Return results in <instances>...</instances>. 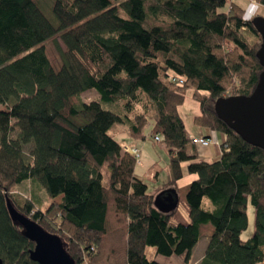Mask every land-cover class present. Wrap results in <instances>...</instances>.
<instances>
[{
  "label": "trees",
  "instance_id": "obj_1",
  "mask_svg": "<svg viewBox=\"0 0 264 264\" xmlns=\"http://www.w3.org/2000/svg\"><path fill=\"white\" fill-rule=\"evenodd\" d=\"M244 14L230 0H74L69 7L54 0L53 25L39 0H0L1 264H35L28 257L35 246L11 220L7 200L59 236L75 264H160L146 258V247L164 258L183 255L187 264L207 224L213 232L198 264L263 261L264 151L245 143L214 108L218 99L250 96L263 70L254 18L245 21ZM49 39L62 60L58 70L43 46ZM89 90L119 115L82 102ZM188 91L200 108L193 124L225 136L213 163L188 155L193 145L179 114ZM142 97L155 111L152 124L137 113ZM116 123L128 125L134 140H144L145 130L159 137L169 185L181 179L183 163L197 175L185 192L186 225L171 226L174 211L153 206L155 196L133 174L134 157L122 155L107 134ZM31 142L27 160L23 146ZM155 171L148 175L156 178ZM24 181L46 193L44 210L14 191ZM248 202L255 228L244 241Z\"/></svg>",
  "mask_w": 264,
  "mask_h": 264
},
{
  "label": "water",
  "instance_id": "obj_2",
  "mask_svg": "<svg viewBox=\"0 0 264 264\" xmlns=\"http://www.w3.org/2000/svg\"><path fill=\"white\" fill-rule=\"evenodd\" d=\"M253 23L261 40L256 58L263 68L257 86L250 96L216 100L214 108L217 117L245 143L264 151V18H254ZM6 203L11 220L22 228L23 235L35 246L28 256L33 263L75 264L66 253L65 244L59 236L44 231L39 224L19 214L8 200ZM153 206L162 213L172 212L176 208L174 190H170L162 198L156 195Z\"/></svg>",
  "mask_w": 264,
  "mask_h": 264
},
{
  "label": "rangeland",
  "instance_id": "obj_3",
  "mask_svg": "<svg viewBox=\"0 0 264 264\" xmlns=\"http://www.w3.org/2000/svg\"><path fill=\"white\" fill-rule=\"evenodd\" d=\"M53 1L54 0H39V7L41 8V12L45 16V18H48L49 20H51L52 23H54L53 25H56L54 17H52L51 15V4ZM73 1L74 0H61L63 5L67 7H69V5ZM252 2L253 0H240V6H242V8L245 10V13ZM263 17H264V7L260 6L258 12L252 18H263ZM57 44L59 45L60 50H62L63 52H66V49H64V46L62 45L60 40H57ZM43 46H44V49L46 50V56H47L48 61L51 62L54 70H58L60 68L62 60H60L58 51L55 49L54 40L49 39L43 44ZM184 98H185V101L179 110V114L183 120L186 130L189 132H193L195 129L197 130L201 129L193 124L191 120L192 113L190 112V109H188L189 108L188 106L189 105L191 106V103H193L192 102L193 99L191 98V91H188L185 94ZM80 99L82 102H85V103H90L94 101L98 102L103 111L106 110L115 115L116 114L119 115L120 113L116 109L115 104L101 102L99 100V96L97 92L94 90L85 91L80 96ZM120 102L124 105L123 101H120ZM121 103H118L116 106H121L120 105ZM139 104L140 105L137 106V113L138 112L146 113L147 115L150 116V121H151L153 117H155V111L153 110V108L149 105V103L145 99H143V97L141 98V102ZM0 108L2 109V106H0ZM152 122L153 121H151V124ZM119 126H120L119 123L114 124L108 129L107 134H109L112 138H114L115 136L114 131ZM144 133L146 134V139H148L144 141L141 140V142H144V145L142 146V156H143L142 163L144 166L136 169V175L139 176V178H141L146 184V187H148V194L150 195L153 194L154 196H156L157 192L159 191L157 189L166 187V185L168 184V181H170V178H171L170 177L171 175H169L167 172L169 171L168 154L166 153V150L164 149V147L160 145V143L155 142L151 136H148V133H149L148 130H145ZM31 147H32V142L23 146L25 159L27 160H29L28 155L32 149ZM151 164H154V166L151 167ZM146 167H151V168L146 171L145 170ZM153 168L156 170L155 172H157V175H158L156 178H154V176L152 175L153 173L151 172H150L151 175L150 176L148 175L149 171H151V169ZM101 174L103 178L102 185L107 186V183H108L107 167L103 166ZM32 189H33L32 184H30L29 181H24L22 182V184L16 185L14 187V191L19 193L20 195H24L25 197L31 198V199L33 196L36 199V201L39 203L38 204L39 209L44 210V208L49 204V201L46 197V193L39 191L38 189L32 192ZM59 200H60V196L56 197L54 201L59 202ZM247 206H248L249 213L250 212L254 213V209L252 205L249 204ZM212 232H213V227H211L210 224L201 226L200 238H203V240L199 243H202V242L205 243V240H206L205 237L210 236ZM250 238H248L247 240H249ZM144 252L148 260L154 261L156 257V251L153 247H146Z\"/></svg>",
  "mask_w": 264,
  "mask_h": 264
},
{
  "label": "crops",
  "instance_id": "obj_4",
  "mask_svg": "<svg viewBox=\"0 0 264 264\" xmlns=\"http://www.w3.org/2000/svg\"><path fill=\"white\" fill-rule=\"evenodd\" d=\"M237 5L240 6V0H230ZM242 7V6H240ZM192 95V91H191ZM185 101V100H184ZM191 103V106L189 105L188 109H190V112L192 113L193 116L200 115V108L197 102L193 101ZM184 103V102H183ZM182 106V105H181ZM181 108V107H180ZM179 108V110H180ZM155 117H153L154 119ZM192 120V119H191ZM120 126L114 131V138H112L117 144L120 145L121 147V154L122 155H128L127 150L128 149H137L139 151V159L135 162V168L133 171V174L136 175V169L143 167L142 163V146L144 145V142H141V140H134L129 136L128 133V125L121 124L119 123ZM184 131H186V135L188 140L192 139L193 137H206L207 139L211 140V144L208 147L201 148L199 146L193 145L191 149H189L188 155L191 154H196L197 160L203 161V162H209L213 163L216 160H218L221 156V151H220V146L225 142V136L222 135L219 132L216 131H210L206 128H201L199 130L195 129L193 132H189L186 130L184 126ZM148 140V139H144ZM143 140V141H144ZM154 164H151V167H153ZM151 167H146L145 170H149ZM187 163H183L181 165V174L182 177L181 179L177 180L176 182L173 183V185H169V183L166 185V187L158 188L159 190L157 192V195H160V197H163L166 195L167 192L170 190H174L175 196H176V208L173 210L172 216L169 218V224L171 226H175L177 224H183L186 225V223L189 222V217H188V208L185 203V192L186 189L188 188L189 184L193 182L196 178L197 175H191L187 173ZM169 174V171H167ZM158 176V175H157ZM139 177V176H137ZM169 182V181H168ZM165 188V189H163ZM60 202V201H59ZM207 203V202H206ZM208 204H206L207 206ZM249 205V204H248ZM208 207V206H207ZM246 215H247V229L243 231L240 234L241 239L244 241H247L248 238H250L251 234L254 232V218L255 214L253 212L249 213L248 206L246 208ZM209 237V236H208ZM208 237H205V243H199L203 240V238H200L197 242V244L193 247V250L190 254L189 262L187 264H198L200 262V259L202 258L204 252H205V247L208 243ZM264 257V256H263ZM154 261L159 262L160 264H186L184 261V256H170V257H162L159 255H156ZM258 264H264V258L263 261L258 263Z\"/></svg>",
  "mask_w": 264,
  "mask_h": 264
},
{
  "label": "built area",
  "instance_id": "obj_5",
  "mask_svg": "<svg viewBox=\"0 0 264 264\" xmlns=\"http://www.w3.org/2000/svg\"><path fill=\"white\" fill-rule=\"evenodd\" d=\"M171 81L172 82H175L177 83L179 86L182 85L183 83V80L181 78H177L175 76H169ZM154 141L155 142H158L159 141V137H155L154 138ZM189 141L191 142L192 145H196V146H199L201 148H204V147H208L210 144H211V140L207 139L206 137L202 138V137H193L192 139H189ZM226 151V149H224ZM127 153L128 155H131L134 157L135 159V162L139 159V151L137 149H128L127 150Z\"/></svg>",
  "mask_w": 264,
  "mask_h": 264
},
{
  "label": "clouds",
  "instance_id": "obj_6",
  "mask_svg": "<svg viewBox=\"0 0 264 264\" xmlns=\"http://www.w3.org/2000/svg\"><path fill=\"white\" fill-rule=\"evenodd\" d=\"M259 7L260 6L255 2V0H253L251 5L248 7L243 19L245 21L251 20L252 17L258 12Z\"/></svg>",
  "mask_w": 264,
  "mask_h": 264
}]
</instances>
